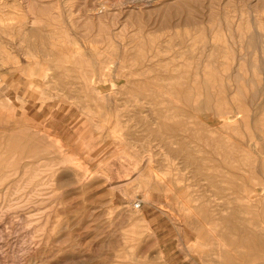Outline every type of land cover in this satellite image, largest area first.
Instances as JSON below:
<instances>
[{
    "label": "rangeland",
    "instance_id": "obj_1",
    "mask_svg": "<svg viewBox=\"0 0 264 264\" xmlns=\"http://www.w3.org/2000/svg\"><path fill=\"white\" fill-rule=\"evenodd\" d=\"M0 264H264V0H0Z\"/></svg>",
    "mask_w": 264,
    "mask_h": 264
},
{
    "label": "built area",
    "instance_id": "obj_2",
    "mask_svg": "<svg viewBox=\"0 0 264 264\" xmlns=\"http://www.w3.org/2000/svg\"><path fill=\"white\" fill-rule=\"evenodd\" d=\"M139 206H141V203L140 202H137L136 203V207H139Z\"/></svg>",
    "mask_w": 264,
    "mask_h": 264
},
{
    "label": "bare ground",
    "instance_id": "obj_3",
    "mask_svg": "<svg viewBox=\"0 0 264 264\" xmlns=\"http://www.w3.org/2000/svg\"><path fill=\"white\" fill-rule=\"evenodd\" d=\"M114 5V4H113ZM34 32V31H33ZM77 49V48H76ZM191 58V57H190ZM89 81V80H88ZM99 94V93H98ZM98 96H100V95H98ZM151 154V153H150ZM140 207V206H139ZM135 208H138V207H136V204H135Z\"/></svg>",
    "mask_w": 264,
    "mask_h": 264
}]
</instances>
